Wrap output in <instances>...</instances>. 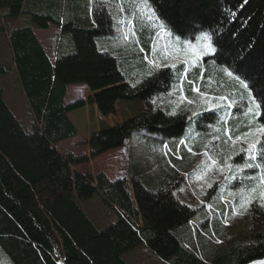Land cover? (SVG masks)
<instances>
[{
    "label": "trees",
    "instance_id": "16d2710c",
    "mask_svg": "<svg viewBox=\"0 0 264 264\" xmlns=\"http://www.w3.org/2000/svg\"><path fill=\"white\" fill-rule=\"evenodd\" d=\"M109 4L116 10L109 9ZM148 4L166 25L164 31L140 14L142 5L136 0H0V36L8 27L10 67L17 77L13 86L22 93L28 108L26 127L8 106L0 84V257L7 264H128L123 255L142 243L157 255L159 264H247L264 256V208L253 211L257 208L253 204L246 238L231 235L228 242L222 221L233 214V203L237 201L233 195L231 211L221 197L217 198L222 215L211 231V225L206 227L208 220L197 215L201 206L211 205L212 196H204V200H210L206 205L191 206L180 199L174 193L182 182L177 171L172 173L178 181L157 185L153 196L136 210L118 191L119 187L128 190L134 174L127 171L123 179L109 181L103 173L93 176L73 169L74 165L124 146L135 133L156 135L169 142L185 140L190 122L186 101L178 102L168 92L173 83L180 82L186 66L180 63L174 69L149 63L147 57L157 32L171 33L166 44L172 40L175 43L177 37L192 40L202 31L215 33L213 41L226 42L227 46L211 56L214 65L228 67L235 77L251 75L257 83L254 95L264 87V0H148ZM114 15L119 18L118 24ZM23 16L30 21L6 23V19ZM122 19H133L137 36L100 50L98 41L113 37L114 27H120ZM49 24L59 29L53 64L33 32L36 28L47 29ZM218 27L220 31L216 32ZM214 69L207 66L203 79L199 68L194 73L188 70L185 96L192 99L197 95L191 92L193 84L188 81L205 92L208 90L203 85L211 78L225 79L222 71L215 74ZM5 75V67L0 65V77ZM117 79L123 82L104 87L86 99L63 103L69 84ZM223 81L216 86L229 85ZM231 84L230 99L237 101L239 98L232 96L237 92L233 86L237 82ZM135 100L142 101L149 111L92 132L88 153L62 154L54 147L77 134L67 116L69 111L86 104ZM260 111L256 124L242 117L234 120L229 130L232 139L253 126H264V105ZM172 112L175 115L169 114ZM74 117L80 122L77 114ZM213 117V112L203 111L191 119L206 130ZM222 133L230 143L225 131ZM259 133L247 151H257L258 141L264 139ZM188 144L196 151L205 149L196 141ZM254 187L255 183L250 184L248 191ZM96 195L105 203H115L120 211L103 228L88 217L79 202ZM204 213L203 218L207 217ZM138 217L141 225L136 222ZM196 218L203 228L191 227L190 221ZM210 220L214 223V218Z\"/></svg>",
    "mask_w": 264,
    "mask_h": 264
},
{
    "label": "rangeland",
    "instance_id": "374dc122",
    "mask_svg": "<svg viewBox=\"0 0 264 264\" xmlns=\"http://www.w3.org/2000/svg\"><path fill=\"white\" fill-rule=\"evenodd\" d=\"M135 1V0H130ZM140 0H136L138 2ZM116 7V6H115ZM111 4H109V9H115ZM111 12V11H110ZM115 15L116 13L113 12ZM114 15V17H115ZM112 17V20L113 18ZM115 20L117 24L119 23V18L115 17ZM18 21L22 23H28L30 21V18L28 16H23L21 18H18V20L14 18L6 19V23L9 24V22L17 23ZM127 20L124 21V19L121 20V26L114 27L113 30V37H104L101 38L98 41L99 49L102 51H106L105 49L109 46L112 47V45H116V43H119L123 39V35L128 31V28L126 26ZM5 23V24H6ZM7 25V24H6ZM49 29V27H48ZM48 29H35L36 38L39 41V39L42 41V39L46 43L47 52L49 54V57L51 61L53 62V57L56 52V46H57V38L58 37V27L53 25L50 26V31ZM8 27H6V30L1 34L0 36V65H3L5 67L6 75L0 77V84L3 85V92L6 99V102L8 106L12 109L15 116L18 118V120L24 125L28 126V108L26 105V101L22 93L18 91L17 88H14L13 82L16 81L17 77L14 73V70L10 67V63L12 60V53L10 50V47L8 45ZM48 31L47 33H45ZM53 32L55 33V36H53ZM209 33L208 31H202L199 34L195 36L192 40H182L180 39V42H177V39H175V43L172 40L171 44L165 42V40L168 38V33H160L161 35L157 36L152 43V52L150 56H148V60L150 58V61L155 60L157 63L162 65H172L175 64L176 67L180 66V63H183L185 68H187V71L190 70L191 73H194L193 70L195 68H199L201 71L200 79H203L204 71L207 66H211L212 68H215V74H218L220 71H222V68L224 67H216V64L212 62L211 56L212 55H204L201 54L199 57H192L189 53L188 57H185L183 55L176 56L172 55L169 58L165 59V52L164 50L167 49L168 52H175L176 49L181 48L184 46V41H190L191 44L195 47L197 45L196 37L200 36L202 33ZM123 34V35H122ZM170 36V35H169ZM42 37V38H38ZM125 40V39H123ZM128 41V40H125ZM130 41V40H129ZM40 42V41H39ZM44 43V44H45ZM41 44V43H40ZM155 45V47H153ZM162 57V58H161ZM194 61H198L196 66L193 67L192 63ZM207 64V65H206ZM171 67V66H170ZM176 67L174 69H176ZM173 68V67H172ZM223 80L227 81V84L229 85H221L216 86L220 81L221 83H225L222 78H211L205 84L203 85V88H206L208 91H201L199 89L197 84H193V87H196L199 89V92H195L197 95L194 96V98L189 99L185 96V92L183 91L185 89L186 80L189 79L188 76L187 79L184 78V71L182 72V79L179 83H173L171 85V89L169 90V96H173V99H176L178 102H184L186 101V105L188 107L187 115L190 119V122L187 125V128L184 132V138L185 142L192 143L196 141L197 144H204L207 145V151L210 153L211 157H214L217 161L215 165L212 164V162L209 163V159L201 154L197 157L195 160V166L191 167L189 170L190 178L189 182L180 190L182 192V195L187 200V202L191 206H195L197 203L202 204V200L205 199L204 196L210 195L212 191L214 190L215 196L213 198V201L211 202L210 207L204 206L207 209V212L209 213V218H214V223H211V231L216 227L215 224H218L216 221L217 218L222 215V208L220 207L221 204H218L217 198H222V203L224 206L229 209L231 205V196H235L237 198L236 203H233V209H232V216H228L225 219H223L222 224L226 227V233H225V239L230 242L231 235H233L235 238L244 239L246 238V235L248 233L249 228V221H250V209L248 208L247 211L242 210V203L247 201L248 199L256 200L259 192L261 190H264V184H258L256 181L249 179V177H257L259 178L262 174H264V170L258 169L256 173H248V169H244L241 171L240 168L232 167L229 169L228 165H235L237 163L242 164V157H245L246 149L249 148L253 144L254 137L259 133L256 131L258 129L257 126H253L252 129L244 132L243 134H240L239 136L242 137L240 140L236 139H229L230 143H228L227 139L223 138L222 131H225V134L229 138V130H231V124H233V121L242 117L243 120H247L251 125L256 124V118L257 115L255 114V110L250 112L248 109L249 107H252L249 105L246 107L247 102V92L244 89L242 90V87L240 85V82L236 77L233 75L232 77H229L224 71H222ZM13 74V75H12ZM214 74V73H213ZM183 80V85L181 89V81ZM232 81H236L237 84H233L234 89L237 90L235 94H233V99H238L237 101H233L230 99L231 97V83ZM109 82L104 83L107 84ZM189 84V83H188ZM83 86L80 87V86ZM103 84H96V85H85L84 83H78V84H69L70 86L69 91L73 93H78V97H81L86 99L88 96L94 94V92L99 89ZM79 86V87H78ZM204 89V90H206ZM211 90V91H209ZM193 92V91H191ZM227 97L226 100H220V97ZM189 101H192V103H189ZM234 102V103H233ZM232 106H229V105ZM93 105V104H88ZM131 110L129 112L139 111L140 109H143L144 107H138L135 105H131L129 107ZM78 110H73L72 112H77ZM213 112L214 117L210 123H207V128L200 129L197 127V124L195 122V119H191L193 113H200V112ZM127 114V112H126ZM75 115V114H74ZM113 117V116H112ZM110 116L108 119H112ZM260 128V127H259ZM245 133H249L248 135H244ZM260 135V133H259ZM84 137V134L81 133V135L78 137L77 140L73 141L71 138L62 140L58 144H56L57 148L62 152L67 151H74L75 153H82L87 148V139L86 135ZM216 137H219V139H216ZM206 142V144H205ZM232 144V145H231ZM206 149H204L205 152ZM246 150V151H245ZM93 160V159H90ZM89 160V161H90ZM88 161V162H89ZM227 161V164L225 163ZM87 162V163H88ZM86 163V162H85ZM221 166H223L224 170L223 172L220 171ZM232 177H236L233 179ZM257 185L255 187L257 191L255 193L248 191L249 185L254 184ZM211 185V186H210ZM131 188V187H130ZM236 200V199H235ZM226 201V202H225ZM80 205L84 209V211L87 213L88 217L100 228L105 227L100 225L107 221L108 216H111V210L102 204L98 199L97 196H93L91 199L88 200H80ZM197 204V205H198ZM222 204V206H223ZM256 205V203H253ZM252 204V205H253ZM251 205V206H252ZM204 207L201 206V209L198 212L197 217L203 219L205 213H204ZM108 215V216H107ZM217 242H219V239H216ZM127 261L132 262L133 264H158V257L157 255L148 247L146 243H142L138 245L129 255H124ZM0 264H7L5 260L0 257ZM247 264H264V256L258 259H255Z\"/></svg>",
    "mask_w": 264,
    "mask_h": 264
},
{
    "label": "crops",
    "instance_id": "0c3cea01",
    "mask_svg": "<svg viewBox=\"0 0 264 264\" xmlns=\"http://www.w3.org/2000/svg\"><path fill=\"white\" fill-rule=\"evenodd\" d=\"M50 26L52 27L53 25L49 24L48 26L49 29ZM33 32H35V29H33ZM47 32L48 31H46L45 33ZM52 35L55 36V33L53 32ZM38 38H42V37H38ZM55 38H57V36ZM39 41L46 55L51 61L49 54L47 52L45 41L43 39L42 41L39 39ZM54 59H55V54L53 57V62ZM53 62L51 61L52 64ZM108 82L109 83L105 85L104 83L106 82L97 83L103 85L96 91L114 84H120L123 81L122 79H117ZM85 85L87 86V84ZM88 85H96V84H88ZM83 86L84 85L80 87L83 88ZM69 88L70 86L67 85L65 95L63 97L64 105L69 104L75 101L76 99L82 98V96L78 97V93L70 92ZM131 105L144 107V108L140 109L139 111L129 112L131 110L129 108ZM76 110L78 111L72 113H70L71 111H69L67 113L68 118L70 119L71 123L74 125L77 131L76 136L72 137L71 140L72 142L77 140L78 137L81 135V133H83L84 137L86 135L87 148L82 153H78V152L75 153L74 151L72 152L70 150L67 152H72L73 154H83V153H88L89 151V144H90L89 137L92 132L110 128L129 118H132L141 113L149 111V108L142 101L135 100V101L102 102L98 104L94 103L93 105L86 104L85 106L78 108ZM74 114H77L80 117V122L76 120ZM110 116L113 117L112 119L109 120L108 118ZM180 141H185V140L180 139L178 142H174V141L169 142V141H162V138L156 135H148V134H143L141 132L135 133L128 139V141L124 146L109 150L99 155L98 157L94 158L93 160H90L88 163L86 162V163H80L74 165L73 169L83 174L90 173L93 176H95L97 173H103L104 176L109 181H116L119 179H123L126 176L127 171L128 173L130 172L131 174H134V177H132L129 180L128 190H125L123 187H119L118 191L123 195L125 199H128L129 201L132 202L136 210H138V207L142 203H145L153 196L152 190L155 187H157V185L168 186V185H172L173 181L175 182L176 180L178 181L179 178L175 180L172 173L173 171L175 172L177 171L178 175L182 178V182L179 186L174 188V193L180 199L187 201L182 195V192L180 190L183 187L184 189H186L185 186L189 182V178H190L189 170L191 167L195 166V160L199 155L204 153V149H202L201 151H196L195 148L192 147V145H189L187 142L181 144ZM54 147L60 153L62 154L66 153L60 151L56 145H54ZM189 148L192 149L191 152L188 151ZM185 157L188 159L184 160ZM212 159L216 160L214 157H212ZM208 161L209 163L212 162V160H208ZM178 163H180V165ZM96 196L97 199L102 204H104L111 210V216L107 215L108 216L107 221L103 224H100L104 226L105 224H109L110 222H112L119 215L120 213L119 207L113 202L105 203L103 202L101 196L98 195ZM211 196L212 198H214L215 192H212ZM202 201H203L202 202L203 205L204 204L206 205V203L207 204L210 203V200L208 199ZM204 212H206L207 217L203 219L208 220L207 223L208 225L206 227H209L212 221L208 217L209 213L207 212L206 207L204 208ZM136 222L139 225H141L140 217H138ZM190 225L191 227L203 228V226L199 225V220L197 218L191 220ZM132 251L125 253L124 255L127 256ZM124 255H123L124 260L128 264H133L132 262L127 261Z\"/></svg>",
    "mask_w": 264,
    "mask_h": 264
},
{
    "label": "snow or ice",
    "instance_id": "6c2138e0",
    "mask_svg": "<svg viewBox=\"0 0 264 264\" xmlns=\"http://www.w3.org/2000/svg\"><path fill=\"white\" fill-rule=\"evenodd\" d=\"M244 2L247 3V0H244ZM140 3L142 5V7L140 9V14L146 15L150 21H153L157 24L160 31H164L166 28V25L160 20V17L157 16L155 10H153L151 8V6L148 4V0H140ZM120 11L121 12L124 11L123 7L120 8ZM134 18H135V14H134ZM126 26L128 28V31L123 35V39L131 40V39L135 38L137 36V33L135 31V24L133 22V19H128L126 21ZM215 31L219 32L220 28L218 27ZM168 34L171 35L170 32ZM156 35L158 36L159 32H157ZM213 35H215V33L209 34V33L205 32V33H202L200 36H197L196 37L197 45L195 47L191 44L190 41H184L183 42L184 46L176 49L175 52H168L167 49H165L164 50V52H165L164 58L167 59L172 55H176V56L183 55L185 57H188L189 53L191 54L192 57H197V58L201 54L218 55L219 54L218 48H225L227 45H226V42H225V44H220L219 40L213 41ZM176 39H177V42L179 43L180 38L177 37ZM136 43H139L138 39L136 40ZM153 47H155V45H153ZM141 51H143V49H141ZM197 62L198 61H194L192 63V66L195 67ZM149 63L152 64L154 67H167V66H169V65L159 64L155 60L149 61ZM170 66L173 68L176 67L175 64H172ZM222 71H224L229 77H232L234 75V73L232 71H229L228 67L222 68ZM148 75H152V72L149 71ZM186 76H187V68L184 69V78H186ZM236 79L239 80L241 87L244 88L247 92L246 107L251 105L252 107H249L248 110L250 112L255 110V114L257 116H260L262 114L260 111L261 107H262V105H264V87L261 88V91L259 93H256L254 95V92L256 91V88H257V83L252 81L251 75H249L246 78H240L239 76H237ZM188 82L190 84H194L193 81H188ZM182 85H183V80L181 81V89H182ZM192 91L199 92V89L196 87H193ZM219 99L220 100H226L227 97L222 96ZM189 103H192V101H189ZM229 106H232V105L230 104ZM169 114L175 115V112H172ZM193 115H196V113H193ZM256 131L264 134V126H261ZM248 134L249 133H245L244 135H248ZM216 139H219V137H216ZM229 139H232V137L230 135H229ZM235 139L240 140V139H242V137L237 136V137H235ZM180 143L184 144L185 141H180ZM207 147L208 146L205 145L206 150L203 153V155H205L209 160H212V164L215 165L217 163V161L212 159L210 153L207 151ZM188 151L191 152L192 149L189 148ZM194 154H196V153H194ZM245 157L246 158L242 157V164L237 163L235 165H228L229 169H231L232 167H236V168H240L241 171H243L244 169H250V170L262 169V170H264V139H262L261 141H258L257 151L254 152L252 149H249L245 153ZM225 163L227 164V161H225ZM223 170H224V168H223V166H221L220 171L223 172ZM232 178L235 179L236 177H232ZM249 179L256 181L258 184H264V174H262L259 178L253 176V177H249ZM250 191L255 193L257 191V189L254 187V188L250 189ZM253 203H256V205H257V208L253 209V211L264 208V190H261L259 192V195H258L256 200L248 199L247 201L242 203V210L247 211L248 208L251 207V205ZM58 264H59V262H58Z\"/></svg>",
    "mask_w": 264,
    "mask_h": 264
}]
</instances>
